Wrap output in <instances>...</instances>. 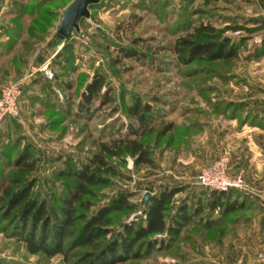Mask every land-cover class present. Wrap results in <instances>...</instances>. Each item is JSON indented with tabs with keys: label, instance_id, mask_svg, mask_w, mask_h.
Returning a JSON list of instances; mask_svg holds the SVG:
<instances>
[{
	"label": "rangeland",
	"instance_id": "rangeland-1",
	"mask_svg": "<svg viewBox=\"0 0 264 264\" xmlns=\"http://www.w3.org/2000/svg\"><path fill=\"white\" fill-rule=\"evenodd\" d=\"M71 2L1 1L5 18L0 24L19 34L11 47L5 29L0 89L20 83L21 95L18 116L0 123V197L15 174L13 160L28 150L35 164L30 193L54 202L65 184L71 183L62 175L65 165L85 163L97 153L99 143L118 139L132 123L123 107L134 97L156 109L150 132L140 138L153 165L134 166L128 156L108 159L114 175L106 186L93 188L90 211L121 193L130 195L133 205L131 211L113 215L112 232L118 222L142 221L143 195H155L163 187L179 190L171 199V212L186 200L191 207L203 201L207 208L208 196L203 197L207 191L197 188L195 181L219 158L228 160L230 178L243 172L247 186L245 171L238 170L236 163L245 137L241 129L247 126L242 122L248 115L261 122L264 118V55L256 56L264 34V0L209 4L204 0H97L88 7V18L80 19L77 31L55 45L59 16ZM199 23L224 29L222 35L235 43L246 39L238 57L175 66L174 40ZM237 26L257 30H231ZM121 49L141 54L128 59ZM43 68L52 73L50 80L42 75ZM94 73L104 77L101 93L106 87L112 102L98 106L93 100L81 113L77 110L80 94ZM248 208L243 212L249 217L245 223L227 222L209 230L188 224L170 249L126 264H260L264 227L252 223L254 211ZM205 213L203 220L208 217ZM213 216H218L217 211ZM0 264L63 263L59 255H28L7 228L0 233Z\"/></svg>",
	"mask_w": 264,
	"mask_h": 264
},
{
	"label": "trees",
	"instance_id": "trees-1",
	"mask_svg": "<svg viewBox=\"0 0 264 264\" xmlns=\"http://www.w3.org/2000/svg\"><path fill=\"white\" fill-rule=\"evenodd\" d=\"M215 1L218 0H204V3ZM262 28L264 31V25ZM231 30L254 32L257 29L237 26ZM223 32L224 29H217L209 23H199L177 37L171 47L175 66L184 67L194 62H225L237 58L246 39L241 38L235 43L224 37ZM6 33L9 37L7 43L11 46L19 33L13 31L12 27L11 30L6 29ZM2 46L0 44V53ZM121 52L128 59L141 54L133 49H121ZM261 55H264V34L256 53V56ZM103 87L104 77L94 73L80 94L77 110L87 112L93 100L98 101V106L111 103L106 87L101 93ZM157 100V104H162ZM155 110L150 104L141 103L137 97L125 105L123 113L132 123H128L118 139L99 143L97 153L88 156L85 163L65 165L62 175L68 177L71 183L65 184L54 202L31 195L34 179L29 178L35 164L28 150L18 153L12 162L15 174L8 180V186L1 189L0 233L11 228L13 237L22 243L28 255L46 258L59 255L63 264H126L144 259L152 252L170 249L188 224L209 230L227 222L240 224L248 221L249 217L244 213L249 211L248 207H252V201L236 189L226 192L205 189L207 193L203 197L208 196L207 208L203 201L191 207L186 200L171 212V199L179 190L163 187L143 204L142 221L118 222L115 233L109 227L115 223L113 215L133 209L129 203L130 195L118 194L107 204L90 211L92 199L95 198L93 188L106 186L108 178L114 175L108 159L128 156L134 166L153 165L149 150L140 138L150 132L151 123L157 116ZM244 125L264 129V118L261 122L258 117L248 115L242 122ZM205 211L208 217L203 220ZM216 211L218 216L214 217ZM169 212L171 214L167 216ZM163 235L164 238L161 237ZM79 248L84 249L76 251Z\"/></svg>",
	"mask_w": 264,
	"mask_h": 264
},
{
	"label": "crops",
	"instance_id": "crops-1",
	"mask_svg": "<svg viewBox=\"0 0 264 264\" xmlns=\"http://www.w3.org/2000/svg\"><path fill=\"white\" fill-rule=\"evenodd\" d=\"M0 0V23L5 18ZM0 24V44L5 42V28ZM244 139L237 156V169L245 171L246 189L240 192L252 201L254 217L252 223L259 228L264 223V129L258 126H244L241 129ZM246 134V135H245ZM264 232V230L262 231Z\"/></svg>",
	"mask_w": 264,
	"mask_h": 264
},
{
	"label": "built area",
	"instance_id": "built-area-1",
	"mask_svg": "<svg viewBox=\"0 0 264 264\" xmlns=\"http://www.w3.org/2000/svg\"><path fill=\"white\" fill-rule=\"evenodd\" d=\"M45 79L50 80L52 73L41 71ZM21 95L20 83L10 84L0 89V123L9 118L18 116V100ZM244 173L241 172L237 177L228 176V160L219 158L205 167L195 181L197 188L210 189L226 192L230 189L244 190ZM259 263L264 264V252L258 255Z\"/></svg>",
	"mask_w": 264,
	"mask_h": 264
},
{
	"label": "water",
	"instance_id": "water-1",
	"mask_svg": "<svg viewBox=\"0 0 264 264\" xmlns=\"http://www.w3.org/2000/svg\"><path fill=\"white\" fill-rule=\"evenodd\" d=\"M97 3V0H72L61 12L59 16V23L56 28V39L54 44L59 41L67 39L72 30L77 31L78 23L81 18H88V6ZM150 197L149 193H145L141 199V203L144 204Z\"/></svg>",
	"mask_w": 264,
	"mask_h": 264
}]
</instances>
